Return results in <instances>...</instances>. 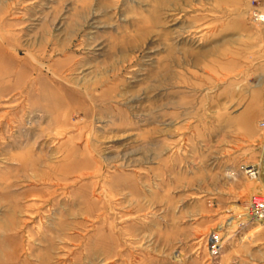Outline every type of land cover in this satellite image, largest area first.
Returning <instances> with one entry per match:
<instances>
[{
  "label": "rangeland",
  "instance_id": "rangeland-1",
  "mask_svg": "<svg viewBox=\"0 0 264 264\" xmlns=\"http://www.w3.org/2000/svg\"><path fill=\"white\" fill-rule=\"evenodd\" d=\"M252 7L0 0V264H264Z\"/></svg>",
  "mask_w": 264,
  "mask_h": 264
},
{
  "label": "bare ground",
  "instance_id": "bare-ground-1",
  "mask_svg": "<svg viewBox=\"0 0 264 264\" xmlns=\"http://www.w3.org/2000/svg\"><path fill=\"white\" fill-rule=\"evenodd\" d=\"M264 157V154H263ZM261 175L263 177H261ZM251 179V178H250ZM251 180H255V185L257 183H259L261 186H264V158L261 161V169L259 170L258 176L251 179ZM253 184V183H252ZM251 185V184H250ZM263 188V187H262ZM250 189V188H249ZM252 189V187H251ZM264 190V188H263ZM252 192V191H249ZM253 195H261L264 196L261 192H254L252 194ZM248 199V198H247ZM249 201V200H248ZM247 201V202H248ZM264 203V199L262 198H256L253 202H252V207L248 208V206L243 207L242 211L236 215L235 220H240V222L243 221H247V220H253L256 221V223L258 222L261 226H264V215L260 216L259 214L264 213V205L262 204ZM239 207V206H238ZM232 208V207H231ZM236 208V207H234ZM240 208V207H239ZM233 211V208L232 210ZM228 212V211H227ZM232 214V213H231ZM230 214V215H231ZM222 223V222H221ZM255 223V224H256ZM229 225V224H228ZM228 229V228H227ZM227 231V230H226ZM256 231V230H255ZM252 232V231H251ZM251 234V233H250ZM228 236V235H227ZM229 238V237H228ZM119 254V253H118ZM105 255V254H104Z\"/></svg>",
  "mask_w": 264,
  "mask_h": 264
},
{
  "label": "built area",
  "instance_id": "built-area-1",
  "mask_svg": "<svg viewBox=\"0 0 264 264\" xmlns=\"http://www.w3.org/2000/svg\"><path fill=\"white\" fill-rule=\"evenodd\" d=\"M250 16L253 19L254 22H258V23H264V11L257 9L256 7H252L251 11H250ZM262 126H264V123H261ZM245 173L247 174V176L251 179L255 178L258 176L259 170L255 169V166H247L245 168ZM260 197L262 199H264V196L261 195H253L249 201L247 202L246 206H248V208L252 207V202L254 201V197ZM264 205V203H262ZM250 206V207H249ZM260 216H263L264 213L259 214ZM222 248V241L219 237H217L216 234H212L209 237V241L207 243V251L209 253L210 256H216L218 255V253L220 252Z\"/></svg>",
  "mask_w": 264,
  "mask_h": 264
}]
</instances>
